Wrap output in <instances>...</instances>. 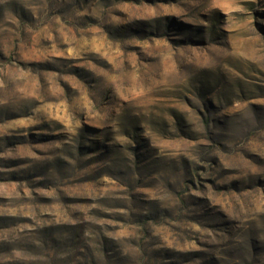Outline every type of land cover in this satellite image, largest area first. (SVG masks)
I'll return each mask as SVG.
<instances>
[{
	"label": "rangeland",
	"instance_id": "rangeland-1",
	"mask_svg": "<svg viewBox=\"0 0 264 264\" xmlns=\"http://www.w3.org/2000/svg\"><path fill=\"white\" fill-rule=\"evenodd\" d=\"M0 264H264V0H0Z\"/></svg>",
	"mask_w": 264,
	"mask_h": 264
}]
</instances>
